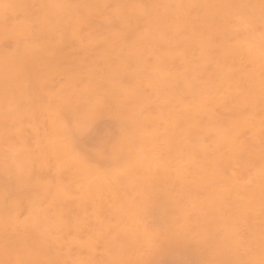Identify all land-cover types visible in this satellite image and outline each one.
Here are the masks:
<instances>
[{
  "label": "bare ground",
  "instance_id": "6f19581e",
  "mask_svg": "<svg viewBox=\"0 0 264 264\" xmlns=\"http://www.w3.org/2000/svg\"><path fill=\"white\" fill-rule=\"evenodd\" d=\"M0 264H264V0H0Z\"/></svg>",
  "mask_w": 264,
  "mask_h": 264
}]
</instances>
